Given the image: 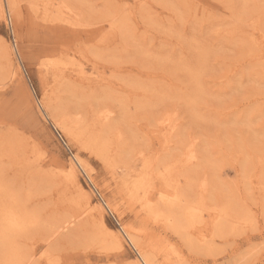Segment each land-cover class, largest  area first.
<instances>
[{
	"label": "rangeland",
	"instance_id": "1",
	"mask_svg": "<svg viewBox=\"0 0 264 264\" xmlns=\"http://www.w3.org/2000/svg\"><path fill=\"white\" fill-rule=\"evenodd\" d=\"M7 1L0 264H264V0Z\"/></svg>",
	"mask_w": 264,
	"mask_h": 264
},
{
	"label": "bare ground",
	"instance_id": "2",
	"mask_svg": "<svg viewBox=\"0 0 264 264\" xmlns=\"http://www.w3.org/2000/svg\"><path fill=\"white\" fill-rule=\"evenodd\" d=\"M7 2H8L7 4H10V6L13 8L14 0H8ZM207 8H208V7H207ZM256 45H257V44H256ZM9 60H10V59H9ZM50 60H51V59H50ZM58 62H59V61H58ZM44 64H45V63H44ZM9 67H10V66H9ZM54 67H55V66H54ZM81 69H82V68H81ZM46 106H47V105H46ZM55 119H56V118H55ZM58 122H59V121H58ZM53 127H55V125H54ZM55 128H56V127H55ZM62 128H65V127H62ZM57 129H58V128H57ZM63 130H64V129H63ZM69 130H70V129H69ZM67 131H68V129H67ZM65 132H66V131H65ZM158 141H159V140H158ZM101 142H102V141H101ZM87 143H88V140H87ZM102 143H103V142H102ZM84 145H85V144H84ZM84 148H85V146H84ZM93 148H94V147H93ZM100 148H101V147H100ZM78 160H79V159H78ZM145 161H146V160H145ZM147 161H148V160H147ZM105 162H106V161H105ZM144 163H145V162H144ZM109 164H110V162H109ZM142 164H143V163H142ZM81 165H82V164H81ZM110 168H111V167H110ZM162 169H163V168H162ZM175 170H176V169H175ZM142 172H143V171H142ZM146 172H147V171H146ZM174 173H175V172H174ZM57 174H58V173H57ZM65 174H66V173H65ZM92 174H93V173H92ZM140 175H141V174H140ZM127 176H128V175H127ZM166 176H167V175H166ZM172 176H173V175H172ZM65 177H66V176H65ZM67 177H68V176H67ZM67 177H66V178H67ZM124 177H125V176H124ZM166 178H167V177H166ZM148 180H149V179H148ZM161 180H162V179H161ZM176 181H177V180H176ZM165 182H166V181H165ZM148 184H149V183H148ZM173 184H174V183H173ZM172 188H173V186H172ZM136 190H137V189H136ZM129 193H130V192H129ZM133 194H134V193H132V197H133ZM129 195H130V194H129ZM138 197H139V196H138ZM133 198H135V197H133ZM133 198H132V199H133ZM150 208H151V207H150ZM159 209H160V208H159ZM148 211H149V210H148ZM199 211H200V210H199ZM160 216H161V215H160ZM159 219H160V218H159ZM166 220H167V218H166ZM134 240H135V239H134ZM117 241H118V240H117ZM130 241H131V240H130ZM133 242H135V241H133ZM138 242H139V241H138ZM117 243H118V242H117ZM135 244H136V243H135ZM116 251H117V250H116ZM111 252H112V251H111ZM176 253H177V252H176ZM143 256H144V255H143ZM143 256H142V257H143ZM144 257H145V256H144ZM145 258H146V257H145ZM145 258H144V259H145ZM141 259H142V258H141ZM149 259H150V258H149ZM149 259H148V260H149ZM153 259H154V258H153ZM142 261H143L144 264H148L147 262H145V260L142 259ZM151 262H152V261H151ZM155 262H156V261H155ZM150 264H152V263H150Z\"/></svg>",
	"mask_w": 264,
	"mask_h": 264
},
{
	"label": "built area",
	"instance_id": "3",
	"mask_svg": "<svg viewBox=\"0 0 264 264\" xmlns=\"http://www.w3.org/2000/svg\"><path fill=\"white\" fill-rule=\"evenodd\" d=\"M9 23H10V25H11L10 19H9Z\"/></svg>",
	"mask_w": 264,
	"mask_h": 264
}]
</instances>
